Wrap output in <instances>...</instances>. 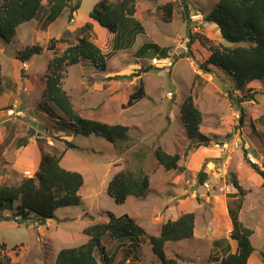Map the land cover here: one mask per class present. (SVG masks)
Returning a JSON list of instances; mask_svg holds the SVG:
<instances>
[{
  "label": "rangeland",
  "instance_id": "374dc122",
  "mask_svg": "<svg viewBox=\"0 0 264 264\" xmlns=\"http://www.w3.org/2000/svg\"><path fill=\"white\" fill-rule=\"evenodd\" d=\"M99 1L69 0L71 8L78 4L76 17L68 18L65 11L44 29L41 25L48 15V7L43 6L34 20L18 27L10 44H5L0 38V69L4 84L0 94V113L12 107L15 112L22 113L21 117H12L11 121L4 122L0 132V186H15L23 178L32 176L41 156L53 151H63L60 166L66 171L79 173L83 178L78 193L79 205L57 209L53 218L45 220L42 225H34L38 220L36 217L23 224L12 220L1 221L0 245H5L4 254L13 264H54L58 251L85 244L88 238L83 229L95 223H107L108 216H127L148 236H157L162 223L175 220L184 213H194V238L167 244L165 254L175 259L177 264H218L208 260L213 252H218L226 243L230 245V253L236 250V243L229 238L232 225L227 214V204H234L240 197L231 183L235 177L246 192L241 200L239 220L253 231L250 242L254 253L247 264H263L264 181L250 164L264 171V84L251 82L245 87L251 89L254 101L241 104L245 112L241 123L238 110L228 99L230 91L240 96L238 91L233 90V79L221 69L210 68L209 73L201 72L197 64L204 62L207 56L197 43L190 47L191 57L179 58L188 51L187 23L192 34L202 33L217 46L225 44L217 27L210 24L202 27L204 14L215 7L216 0H187L188 7L192 9L187 22L179 0H171L175 4V18L170 23L162 21L160 10L162 4L169 0H135L134 21L121 26L125 35L116 38L115 42L112 35V38L107 37L108 40L104 38L105 44H95L103 54L109 53L113 46L128 45L133 36L128 31L132 27L142 28L135 36L134 47L130 45L116 57L115 53L108 55L115 57L108 62L110 72L120 70L113 75L125 78L118 79V87L115 84L118 91L109 96L102 109L85 113L76 102L84 85H100L107 89L106 95L110 93L109 81L102 80L104 83L99 84L98 80H82L84 74L86 78L89 75L93 79H101L104 73L97 70L90 60L65 68L63 89L73 96V109L83 119L126 127L129 138L126 143L113 144L94 135H74L59 110L53 107L56 114L47 111L48 119L42 113L40 104H44L45 74L52 59L51 52L46 50L49 41L55 40V50L57 47L60 49L62 44L57 42L58 37L65 39L64 34L76 29L80 31L89 22L87 16ZM196 14H201V17L192 18ZM89 23L90 40L99 42L101 29L95 31V25L91 21ZM76 39L77 36L71 35L67 47ZM143 43L164 49L167 58H160L158 54L154 59L159 61L154 62V59L148 60L139 55L137 66H134L133 52ZM33 45L41 46L43 52L28 62L16 59L25 47ZM148 66L158 71L140 73L138 78L134 76L140 68ZM139 78L144 85L145 97L134 106L123 109ZM95 92L93 99L86 103L92 108L103 103L104 94L98 89ZM194 93L197 95L195 105L202 114L201 133L209 138H218L222 146L211 142L206 147H196L186 138L179 109L184 99ZM40 126L43 129H39ZM23 141L26 144L18 147ZM65 141L76 148L65 149ZM190 144V152L184 157ZM158 148L168 155H179L178 166L183 170L166 172L158 165L154 155ZM123 169L141 170L148 177L149 193L146 198L128 197L124 204L119 205L107 195L109 181ZM200 171L206 174L202 183L197 176ZM232 194H235L234 198ZM4 216L10 217V214ZM214 241H221V245L213 247ZM99 248L105 251L110 264H121L122 261L124 264H160L152 254L144 233L124 238H111L106 234ZM95 253L98 258V248Z\"/></svg>",
  "mask_w": 264,
  "mask_h": 264
},
{
  "label": "trees",
  "instance_id": "16d2710c",
  "mask_svg": "<svg viewBox=\"0 0 264 264\" xmlns=\"http://www.w3.org/2000/svg\"><path fill=\"white\" fill-rule=\"evenodd\" d=\"M69 0H0V38L5 44H10L16 36L19 26L35 19L37 12L43 6L48 7L46 16L41 27L54 22L66 11L68 18L78 10V4L73 8L69 6ZM149 2L152 0H148ZM182 8L183 18L187 22L192 9L187 5V0H179ZM162 21L170 23L174 20L175 4L166 1L160 7ZM135 0H100L88 14L89 20L102 29L107 30L116 38L123 37L125 30H121L124 23L134 21ZM89 21V22H90ZM85 23L80 30L81 38L68 47L59 55L55 52V40H50L46 50L53 52V58L47 64L45 74V89L42 94L43 102L54 104V106L65 116L68 125L74 135L98 136L113 144H124L128 141V129L120 125L110 126L97 121L81 118L73 109L71 98L63 89L65 68L77 65L81 60H90L99 71L106 69V55L91 42L90 23ZM213 24L225 44L219 46L202 33L192 34L187 23L186 35L188 36V51L181 54L179 58L191 57L190 47L193 43L204 51L207 58L204 62L197 64L198 69L203 73H209L210 68L225 71L233 79V90L238 91L240 96L234 92H228V99L240 114L242 123L245 112L242 103L254 101L251 89L245 87L251 82L264 84V0H216L215 7L204 14L202 27ZM140 26L132 27L129 34L133 35L127 46H120L112 50H123L130 47L135 36L141 31ZM136 31V32H135ZM134 33V34H133ZM119 46V45H118ZM154 50L160 58H167L165 50L155 44H147L139 49V55L143 56L145 51ZM43 52L38 45L25 47L16 57L20 62H28L33 56ZM158 71L152 66L140 68L135 77L140 73ZM125 78V76H114L113 79ZM1 69H0V94L3 93ZM145 97V89L142 80L139 78L137 86L129 94L123 109L134 106ZM197 95H188L180 105V121L186 138L195 144L196 147L208 146L211 142L222 146L218 138H209L200 131L202 114L195 105ZM66 121V120H65ZM25 141L18 144L24 146ZM71 143L65 141V149H75ZM191 144L184 152V157L190 152ZM63 151L58 153H45L41 156L39 163L32 176L23 178L15 186H0V222L12 220L17 224H23L36 217L38 226L45 220L53 218L54 212L63 207H75L80 203L79 190L83 185V178L79 173L66 171L60 166L63 158ZM155 158L158 165H161L166 172L180 170L178 166L179 155H168L161 149L155 150ZM252 170L264 181V171L259 170L254 164H250ZM200 183L205 181L206 174L203 171L198 173ZM232 185L237 190L239 199L227 204V214L231 221L232 230L229 233L230 240L236 243V250L230 253V245L213 252L208 259L211 263L218 264H247L249 257L254 253L250 238L253 231L245 227L239 220L241 200L246 196L235 177L232 178ZM106 193L116 204H124L128 197L144 199L149 193V179L141 171L133 172L123 169L117 172L109 181ZM232 198L235 194L231 195ZM10 214V217L4 216ZM107 223H95L85 229L83 233L87 236V242L77 248L61 249L57 252L54 264H110L105 251L99 248L101 239L108 234L111 238H124L143 234L150 245L152 254L158 258L160 264H177L165 254L167 244H175L182 241H190L194 238V213L181 214L175 220H167L160 226L157 236H148L142 228L138 227L134 220L124 216L114 218L108 216ZM213 247L221 245V241H214ZM99 249L98 258L95 256V249ZM101 250V251H100ZM5 245H0V264H13L10 258L4 254ZM219 253V255H217ZM125 262L122 261L121 264ZM264 264V258H263Z\"/></svg>",
  "mask_w": 264,
  "mask_h": 264
},
{
  "label": "crops",
  "instance_id": "0c3cea01",
  "mask_svg": "<svg viewBox=\"0 0 264 264\" xmlns=\"http://www.w3.org/2000/svg\"><path fill=\"white\" fill-rule=\"evenodd\" d=\"M169 1H171V0H169ZM172 2V1H171ZM135 15V14H134ZM74 18L76 17V12H74L73 13V15H72ZM135 17V16H134ZM87 19L89 20V18H88V16H87ZM72 21H74V20H72ZM90 21V20H89ZM31 22V21H30ZM30 22H28V23H30ZM85 21H83L82 22V24L84 23ZM94 25H95V27H94V30L95 31H99L98 29H101V31L103 32H100V34H102V35H99V42L96 40V39H93V40H91V42L92 43H94V44H98V45H102V44H105L106 43V41H105V39H107V37H109V38H112L113 36L109 33V32H107V30H105V29H102L101 27H99L98 26V24H96V23H94V22H92ZM38 24V23H37ZM81 24V25H82ZM210 25H213V24H210ZM72 27V26H71ZM73 28V27H72ZM18 29V28H17ZM79 33H80V31L78 30V29H76V30H72L71 32H68L67 34H64V37H65V39L64 38H59L58 37V43H60V44H66V46H64V47H62V45H61V48L59 49L58 47H57V50H55V52H59V54L60 53H62L65 49H66V47H67V44H69L70 43V38H71V35H74V36H77V38H81V36H79ZM99 33V32H98ZM108 33H109V35H108ZM16 34H17V30H16ZM138 35V34H137ZM70 37V38H69ZM105 38V39H104ZM108 40V39H107ZM76 41H77V39H76ZM75 41V42H76ZM103 41V43H101ZM134 42H135V39L132 41V43H131V45H132V47H134ZM146 44L145 43H143V44H141V45H139L135 50H134V52H133V56H134V60H135V64H134V66L136 65V62L137 61H139V59H138V56H139V49L141 48V47H143V46H145ZM127 48H129V47H126L125 49H123V50H117V51H115V50H111L109 53H106V54H104V55H106L107 56V64H106V69H105V71H103V77L101 78V79H93L91 76H87V78H86V75L84 74V76H82V80L83 81H86V82H88V80L90 79L91 80V82H93V81H97L98 83L99 82H101V83H104V82H102V80H105V82L107 83L108 81V83H110L111 85L108 87V88H111V89H109L108 91L110 92L108 95H106V88L105 89H103V86H100V85H96V86H93V85H89V87H87L86 85H84L85 86V88L84 89H82L81 90V93L82 94H79V95H77V94H74V95H77V98L79 99L77 102H76V104H79L78 106V108H80V110L82 111V112H94V111H97L100 107H101V109L103 108V106H104V104H105V102H106V100L109 98V96L112 94L113 96L116 94V92L118 91V90H116V86L118 87V85H119V80L118 79H120V78H118V79H113V77L115 76V75H113L115 72H118V71H120V70H114L115 72H110V70H109V64H108V62H110V60H112L113 58H115L117 55H118V53H120V52H124ZM103 53V52H102ZM110 53H115L114 55H115V57H112V55L110 56V57H108V55L110 54ZM51 55H52V58H53V56H54V53L53 52H51ZM119 55H121V54H119ZM118 55V56H119ZM125 56V55H124ZM126 57V56H125ZM142 58H144V55L142 56ZM81 61H83V60H81ZM81 61L78 63V64H80L81 63ZM124 63V62H123ZM77 64V65H78ZM85 65H87L88 63H84ZM138 64V63H137ZM137 66V65H136ZM2 72V71H1ZM84 77L87 79H85L84 80ZM96 76H94V78H95ZM106 78V79H105ZM90 84V83H89ZM100 84V83H99ZM115 84H116V86H115ZM95 87V88H94ZM120 87H122V86H120ZM96 89H98V90H100V93H103L104 95V97H103V99H102V104L101 105H98L97 107H95V108H92V106L91 105H87L86 103H87V101L90 99V100H92L93 99V93H96L95 92V90ZM43 90H44V88H43ZM42 90V91H43ZM83 92H86L85 94L83 93ZM99 93V92H98ZM68 94V93H67ZM71 96V101H73V99H72V95H70ZM69 96V97H70ZM112 96V97H113ZM129 96V95H128ZM92 98V99H91ZM173 98H174V96H173ZM80 104H85V105H80ZM40 106H41V108H42V111H44V112H42V113H44V115L46 116V118L48 117V115L46 114V112L47 111H52L53 112V107L58 111V109L54 106V104H51V103H45V105L44 104H40ZM80 106H82V107H80ZM86 107H87V109H86ZM23 111V110H22ZM56 111V112H57ZM81 111H80V115L82 114L81 113ZM58 112H60V111H58ZM54 113V112H53ZM54 114H56V113H54ZM48 119V118H47ZM9 121H11V119L9 120ZM66 121H67V119H66ZM68 122V121H67ZM66 122V123H67ZM4 125V124H3ZM3 125H2V128H3ZM2 128H1V130H2ZM39 129H43V127L42 126H40L39 127ZM1 130H0V132H1ZM200 148H203V147H200ZM199 148V149H200Z\"/></svg>",
  "mask_w": 264,
  "mask_h": 264
},
{
  "label": "built area",
  "instance_id": "2783aa9c",
  "mask_svg": "<svg viewBox=\"0 0 264 264\" xmlns=\"http://www.w3.org/2000/svg\"><path fill=\"white\" fill-rule=\"evenodd\" d=\"M195 17H201V14H196L194 15L192 18ZM154 62H158L159 59H154L152 60ZM153 65H155L153 62H151ZM168 96L170 97L171 94L169 93ZM22 113L21 112H15V109L12 108H8L7 110H4L3 114L0 113V130L2 128V125L4 124V122L9 121L12 117H21ZM34 225H37L36 223Z\"/></svg>",
  "mask_w": 264,
  "mask_h": 264
},
{
  "label": "water",
  "instance_id": "95a60500",
  "mask_svg": "<svg viewBox=\"0 0 264 264\" xmlns=\"http://www.w3.org/2000/svg\"><path fill=\"white\" fill-rule=\"evenodd\" d=\"M144 58L148 60H152L156 58V52L154 50H150L144 54Z\"/></svg>",
  "mask_w": 264,
  "mask_h": 264
}]
</instances>
